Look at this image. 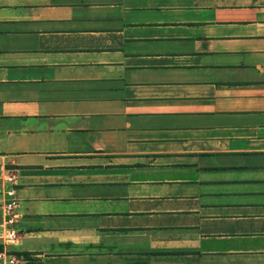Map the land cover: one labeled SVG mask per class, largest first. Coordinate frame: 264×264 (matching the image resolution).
<instances>
[{
  "label": "crops",
  "instance_id": "0c3cea01",
  "mask_svg": "<svg viewBox=\"0 0 264 264\" xmlns=\"http://www.w3.org/2000/svg\"><path fill=\"white\" fill-rule=\"evenodd\" d=\"M0 169L16 264H264V0H0Z\"/></svg>",
  "mask_w": 264,
  "mask_h": 264
},
{
  "label": "built area",
  "instance_id": "2783aa9c",
  "mask_svg": "<svg viewBox=\"0 0 264 264\" xmlns=\"http://www.w3.org/2000/svg\"><path fill=\"white\" fill-rule=\"evenodd\" d=\"M17 178L15 172L0 169V264H16L18 261L17 256L9 249L19 238L16 228Z\"/></svg>",
  "mask_w": 264,
  "mask_h": 264
},
{
  "label": "rangeland",
  "instance_id": "374dc122",
  "mask_svg": "<svg viewBox=\"0 0 264 264\" xmlns=\"http://www.w3.org/2000/svg\"><path fill=\"white\" fill-rule=\"evenodd\" d=\"M73 140L72 141H74V136H73V138H72Z\"/></svg>",
  "mask_w": 264,
  "mask_h": 264
}]
</instances>
